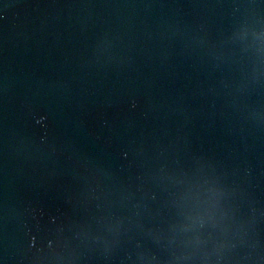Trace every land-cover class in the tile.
I'll return each instance as SVG.
<instances>
[{"label": "water", "instance_id": "water-1", "mask_svg": "<svg viewBox=\"0 0 264 264\" xmlns=\"http://www.w3.org/2000/svg\"><path fill=\"white\" fill-rule=\"evenodd\" d=\"M0 264H264V0H0Z\"/></svg>", "mask_w": 264, "mask_h": 264}]
</instances>
